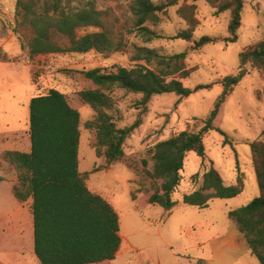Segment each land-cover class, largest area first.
<instances>
[{
    "label": "rangeland",
    "instance_id": "374dc122",
    "mask_svg": "<svg viewBox=\"0 0 264 264\" xmlns=\"http://www.w3.org/2000/svg\"><path fill=\"white\" fill-rule=\"evenodd\" d=\"M16 3L17 0H0V264L39 263L34 253L33 200L19 201L14 196L17 171L1 159V154L5 150L30 151V101L51 88L66 93L80 111V171L87 176L88 186L110 198L120 215V235L125 245L121 243L115 259L95 264H196L200 258L210 264L207 259L214 256L213 243L230 231L228 225L232 222L228 212L259 195L250 143L264 138V71L245 65L248 73L228 96L215 120V125L228 134V142L217 129L205 135L207 159L203 160L196 152L188 153L181 172L183 178L173 198L177 202L184 193L197 189L210 161L227 184L236 183L242 172L245 188L241 194L216 198L203 209L181 202L174 209L166 210L149 202L150 193L138 191L143 184L149 186L141 175L143 161L151 158L159 141L203 126L223 91L221 79L236 74L240 52L264 38V0H245L239 38L234 43L224 40L229 35V12L217 14L216 8L205 0L194 2L198 24L191 40L169 38L189 26L179 13L183 4L180 1L168 8L158 24L150 25L164 37L148 43L128 32L131 24L125 22L127 0H97L99 7L106 10L107 22L116 35L121 36L123 31L131 43L144 44L167 54L186 50L187 66L194 70L182 79L184 85L192 88L199 84L211 85L187 97L175 93L153 95L146 109L137 106L140 94L116 89L114 96L122 116L119 126L130 125L139 116L142 124L124 144L125 159L108 166L105 155L97 153L95 130L85 126L95 111L81 100L79 92L96 85L82 71L117 64L134 65L130 59L134 47L130 44L128 52L119 50L107 54L51 53L29 60L13 29ZM93 30L90 27L80 33ZM205 35L217 40L195 49V42ZM4 53L14 59L4 60ZM220 250H224L222 263L245 264L236 258L232 247L224 245Z\"/></svg>",
    "mask_w": 264,
    "mask_h": 264
},
{
    "label": "trees",
    "instance_id": "16d2710c",
    "mask_svg": "<svg viewBox=\"0 0 264 264\" xmlns=\"http://www.w3.org/2000/svg\"><path fill=\"white\" fill-rule=\"evenodd\" d=\"M127 1L125 22L131 24L128 32L135 33L144 43L164 37L150 25L158 24L170 6L182 1L179 13L189 26L169 38L191 40L198 24L194 4L197 0ZM205 1L216 8L217 14L229 12V35L224 40L237 42L245 0ZM106 14L97 0H17L13 29L29 60L51 53L96 51L107 54L119 50L128 52L130 44L134 47L130 55L134 65L117 64L82 71L96 85L79 92L81 100L95 111L85 126L95 130L97 153L105 155L108 166L125 159L124 144L142 124L139 116L132 124L119 126L122 116L114 96L116 89L140 94L137 106L146 109L153 95L175 93L187 97L211 85L199 84L194 88L184 85L182 79L188 78L194 70L187 66L186 50L167 54L144 44L131 43L123 31L121 36L115 34ZM90 27L95 30L80 33ZM216 40L205 35L193 47L198 49ZM3 56L4 60L14 59L5 53ZM239 56V71L221 79L223 91L203 126L159 141L154 145L151 158L143 161L141 175L149 186L143 184L138 191L150 193L151 204L166 210L175 207L173 194L182 181L181 172L188 153L196 152L203 160L207 159L204 142L207 133L217 129L225 136V141L229 140L226 131L215 125V120L228 96L248 73L245 65L264 71V38L248 45ZM80 126L81 113L71 104L68 95L51 88L31 98L30 151L5 150L1 154V159L17 171L18 182L12 189L14 196L19 201L33 200L34 253L41 264H95L112 260L122 243L119 212L88 186L87 176L80 171ZM250 147L259 195L248 204L230 210L228 216L242 233L252 255L264 264V138L252 141ZM210 164L201 185L183 194L184 203L203 209L216 198H233L244 191L242 172L236 183L227 184L213 161ZM196 264L208 262L200 258Z\"/></svg>",
    "mask_w": 264,
    "mask_h": 264
},
{
    "label": "crops",
    "instance_id": "0c3cea01",
    "mask_svg": "<svg viewBox=\"0 0 264 264\" xmlns=\"http://www.w3.org/2000/svg\"><path fill=\"white\" fill-rule=\"evenodd\" d=\"M102 196L104 194L98 192ZM107 200L110 201V198H107L104 196ZM183 202V199L180 198L177 202L176 205L180 204ZM175 205V207H176ZM174 209V208H173ZM230 219V218H229ZM232 223H229L228 227H230V231L225 234L223 237L218 239L215 243H213V257L208 258L207 260L209 261L210 264H224V250H220L222 246H230L236 251V258L242 259L245 264H260L255 261L254 257L251 253V250L249 249L246 241L243 239L242 233L238 230L237 226L235 223L230 219ZM121 238L124 241V237L121 236ZM123 243V242H122ZM125 245V242L123 243ZM256 258V257H255ZM39 260V259H38ZM38 264H41L40 261H38ZM259 262V261H258ZM23 264H27L26 261H23Z\"/></svg>",
    "mask_w": 264,
    "mask_h": 264
}]
</instances>
